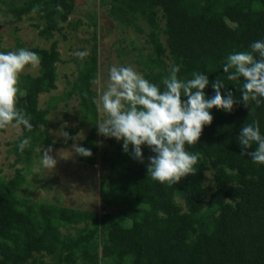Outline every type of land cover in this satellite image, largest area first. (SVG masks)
<instances>
[{
  "label": "trees",
  "instance_id": "trees-1",
  "mask_svg": "<svg viewBox=\"0 0 264 264\" xmlns=\"http://www.w3.org/2000/svg\"><path fill=\"white\" fill-rule=\"evenodd\" d=\"M18 1L5 2L9 12L16 21H38L33 25L45 40L81 24L70 20L76 0ZM99 8L118 27L146 37L151 50L136 60L146 79L162 88L170 67L178 65L182 79L193 72L209 77L208 98L215 95L211 83L217 77L240 96L242 80L228 81L223 64L229 54L264 40V0H99ZM96 16L93 37L87 40L91 50L76 60L77 75L68 90L52 97L46 108L40 97L57 89L58 42L31 48L16 37V49L37 53L40 63L38 75L21 73L18 83L17 107L25 110L33 128L21 125L22 135L11 144L13 177L6 178L0 169V264H264V164L242 155L238 142L245 122L259 121L264 134V103L253 105L252 115L242 104L231 113L212 109V124L204 127L199 142L186 145L201 154L196 172L179 183L148 178L147 158L154 153L146 145L145 163H139L123 151L121 141L102 136L115 149L101 151L98 158L100 113L94 101L99 93L93 81L100 68L99 11ZM73 98L81 120L70 136L91 126L81 146L93 155H79L78 161L93 167L101 159L110 168L100 178V199L110 210L105 214L27 196L36 151L74 142L51 139L49 117L61 101ZM29 137L30 145L21 152L19 143ZM254 150L255 145L248 149Z\"/></svg>",
  "mask_w": 264,
  "mask_h": 264
},
{
  "label": "clouds",
  "instance_id": "clouds-1",
  "mask_svg": "<svg viewBox=\"0 0 264 264\" xmlns=\"http://www.w3.org/2000/svg\"><path fill=\"white\" fill-rule=\"evenodd\" d=\"M57 10H61L60 6ZM75 55L83 59L88 53L77 52ZM39 63L38 54L27 48L0 52V129L23 125L32 130L30 117L24 109L17 107L18 83L20 74L28 66L35 68ZM180 71V66H171L161 81L162 88L130 65H112L107 69L106 81L102 76L93 81L99 89L94 103L103 117L96 124L98 134L121 141L123 151L139 163H145L142 147L146 145L154 153L147 158L148 178L160 183H179L182 178L195 174L201 154L188 151L186 145L199 142L204 127L214 120L212 109L231 113L236 105L242 104L252 115L253 105L258 107L264 103V40L253 41L249 50L226 57L223 64L226 79L242 80L239 97L217 77L211 83L215 95L208 98L205 93L210 84L207 75L193 72L191 78L182 79L178 75ZM56 135L65 142L83 138L82 133L70 136L63 126ZM30 141V137L22 140L19 150L23 152ZM238 142L242 155L254 163L264 164V134L259 121L245 122ZM254 145L255 150L248 151ZM72 151L83 157L93 155L79 143L72 145ZM52 152L51 146L42 149L41 163L45 168L54 169L58 163Z\"/></svg>",
  "mask_w": 264,
  "mask_h": 264
},
{
  "label": "rangeland",
  "instance_id": "rangeland-1",
  "mask_svg": "<svg viewBox=\"0 0 264 264\" xmlns=\"http://www.w3.org/2000/svg\"><path fill=\"white\" fill-rule=\"evenodd\" d=\"M6 1L18 0H0V52H9L16 49V37H19L29 47L50 48L54 41L58 42L61 52V61L58 63L59 80L57 89L50 94H43L40 97L42 108L49 106L52 97H58L68 90V82L73 81L77 75L76 60H79L75 53L89 52L92 44L91 40L96 29L91 23L94 22L96 13L99 11V23L97 27L98 39L100 44L99 60L100 68L98 77L107 80V69L112 65L132 66L136 71L141 72V66L137 64L138 55L146 54L151 50L146 44L145 36L137 34L133 29H122L116 23L109 19L105 10L99 8V0H78V6L74 10L71 19L74 22L78 20L81 24L76 29L67 27L63 34L56 33L51 40H45L39 34V29L34 27L28 17L21 21H16L12 13L9 12V5ZM90 13V15L87 14ZM7 50V51H5ZM30 73L38 75L39 65L35 68L28 66L22 74ZM96 90L99 93L98 85ZM78 99L73 98L68 103L61 101L58 108L54 110L50 117L53 124L50 137L56 142H65V140L56 135L63 126V130L70 134V130H76L81 117L79 116ZM100 113V112H99ZM100 113V121L102 120ZM91 126L85 125L78 133L83 134V138L72 143L82 145L84 139L88 136ZM77 133V134H78ZM98 134V132H97ZM22 135V129L9 125L3 133H0V169L3 175L10 179L13 177L15 168L12 165L15 162V155L10 153L11 144ZM98 136V145L100 147L97 153L108 149L114 151V146L108 144V140L102 135ZM72 145L67 148H53L52 155L58 163L54 169L45 168L41 163L42 149L36 151L33 160L34 166L32 174L28 179L33 185L32 191L29 189L27 196H34L41 202L60 203L62 205L74 208L88 209L105 214L110 211L102 204L100 199V178L108 176L110 168L108 163L101 161L88 167L78 161V154L72 151ZM111 154V153H110ZM109 154V155H110ZM18 167H21L19 165ZM36 186L42 188L34 189Z\"/></svg>",
  "mask_w": 264,
  "mask_h": 264
},
{
  "label": "water",
  "instance_id": "water-1",
  "mask_svg": "<svg viewBox=\"0 0 264 264\" xmlns=\"http://www.w3.org/2000/svg\"><path fill=\"white\" fill-rule=\"evenodd\" d=\"M78 6V0H76L75 7L77 8ZM35 200V199H34Z\"/></svg>",
  "mask_w": 264,
  "mask_h": 264
}]
</instances>
